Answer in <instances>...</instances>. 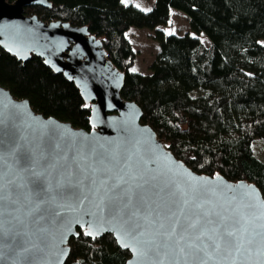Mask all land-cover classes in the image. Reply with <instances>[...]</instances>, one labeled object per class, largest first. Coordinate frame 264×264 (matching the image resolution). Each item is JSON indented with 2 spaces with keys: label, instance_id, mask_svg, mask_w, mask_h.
<instances>
[{
  "label": "water",
  "instance_id": "obj_1",
  "mask_svg": "<svg viewBox=\"0 0 264 264\" xmlns=\"http://www.w3.org/2000/svg\"><path fill=\"white\" fill-rule=\"evenodd\" d=\"M30 6L51 4L0 0V49L73 81L92 129L45 117L0 86V264H66L80 231L112 235L126 264H264L260 188L176 158L122 96L125 74L103 41L28 16Z\"/></svg>",
  "mask_w": 264,
  "mask_h": 264
},
{
  "label": "trees",
  "instance_id": "obj_2",
  "mask_svg": "<svg viewBox=\"0 0 264 264\" xmlns=\"http://www.w3.org/2000/svg\"><path fill=\"white\" fill-rule=\"evenodd\" d=\"M48 2L26 15L88 27L101 39L125 74L122 96L140 106L142 123L176 158L201 175L254 183L264 195V160L254 151L264 141V0H155L150 11L123 0ZM174 9L189 18L185 35L161 29ZM131 29L153 31L159 44L149 74L132 69ZM0 86L45 117L92 129L91 104L77 85L38 56L22 61L0 49ZM70 246L66 264H126L131 257L109 234L93 239L80 231Z\"/></svg>",
  "mask_w": 264,
  "mask_h": 264
},
{
  "label": "rangeland",
  "instance_id": "obj_3",
  "mask_svg": "<svg viewBox=\"0 0 264 264\" xmlns=\"http://www.w3.org/2000/svg\"><path fill=\"white\" fill-rule=\"evenodd\" d=\"M123 1L126 4L135 5L144 11H150L155 5V0ZM161 29L167 33L185 35L191 31L189 18L185 13L174 9L172 10V17L169 24ZM128 37L136 53L135 65L132 68L133 71L141 74H149L150 66L160 51L159 44L154 39V32L146 29H131L128 32ZM200 38L207 46L211 45V41L205 34H201ZM254 151L257 157L264 160V141L258 140L254 145Z\"/></svg>",
  "mask_w": 264,
  "mask_h": 264
},
{
  "label": "snow or ice",
  "instance_id": "obj_4",
  "mask_svg": "<svg viewBox=\"0 0 264 264\" xmlns=\"http://www.w3.org/2000/svg\"><path fill=\"white\" fill-rule=\"evenodd\" d=\"M188 227L189 228H193V229H195L196 227H197V224L196 223H190L189 225H188ZM86 235H89V236H92L93 235V233L91 232V231H89V232H87V233H85ZM228 235H232V233H228ZM93 238H95L94 236H93ZM125 247H127V245H124ZM219 245H217V247H218Z\"/></svg>",
  "mask_w": 264,
  "mask_h": 264
}]
</instances>
